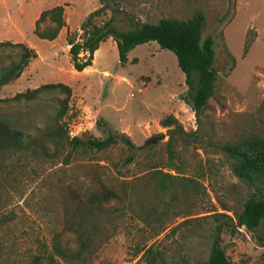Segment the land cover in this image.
Returning <instances> with one entry per match:
<instances>
[{
  "label": "rangeland",
  "instance_id": "374dc122",
  "mask_svg": "<svg viewBox=\"0 0 264 264\" xmlns=\"http://www.w3.org/2000/svg\"><path fill=\"white\" fill-rule=\"evenodd\" d=\"M38 1L39 6L52 2ZM80 5H87V2L77 1L69 11L72 29L83 20L84 8ZM35 6L32 0L24 4L20 27L27 39L36 43L41 54L39 65L44 67H33L28 79L36 76L30 83L32 86L60 81L70 87L68 111L62 118L67 130L78 132L81 137L102 138L104 133L95 126V120L104 115L113 131H118L116 127L121 123L129 125L133 135L128 137L136 146L160 134L153 140L155 153H162L161 145L166 139L165 129L157 123L164 116L173 115L184 131L193 132L184 148H176L181 155L175 164L183 174L197 177L205 186L206 195L190 207L191 212L196 213L192 215L196 217L194 233L193 229L182 227L163 242V247L166 263H177L180 256L188 264L205 261L211 241L212 217L203 216L212 213L231 216L223 208L237 209L253 192L231 174L223 155L213 145L232 137L239 114L253 111L264 94V0H145L134 6H117L121 10L114 13V25L122 30L130 27V21L156 23L164 17L184 18L195 9L204 13L207 24L201 37L210 36L213 40V68L217 80L213 97L197 120L181 100L186 88L173 53L149 41L133 47L126 55L125 64L119 65L115 46L106 40L100 44L91 65L76 73L64 51V42L50 43L33 34L29 19ZM109 14L106 10L95 22L99 23ZM52 55L56 56L51 61L59 68V77L49 76L53 71L47 57ZM9 59L8 50H0V67ZM23 90L22 86L10 82L0 87V98ZM45 103L50 104V101ZM12 107L15 106L9 108ZM145 120L148 122L139 131L138 124ZM192 138L198 140L192 141ZM126 154L123 146L116 145L103 155L109 168L105 170L108 182L117 178L115 169L124 175L136 172L132 165L123 166ZM76 158L72 156L67 163L61 157H42L24 168L8 166L0 173V215L6 221L0 233L4 229L9 232L5 238L3 236L9 250L7 262L24 257L27 249L34 245V237L39 245L47 246L50 232L60 229L64 195L69 190L81 189L88 182V164ZM204 210L211 212L201 213ZM217 218L228 222L221 215ZM180 220L177 217L174 222ZM225 228L221 226L219 240L230 264H264V224L254 232L243 227ZM147 238L148 232L140 223L125 217L114 235L99 247L87 264H147L137 253V247ZM66 240L70 245V238ZM150 242L149 238L145 243Z\"/></svg>",
  "mask_w": 264,
  "mask_h": 264
},
{
  "label": "trees",
  "instance_id": "16d2710c",
  "mask_svg": "<svg viewBox=\"0 0 264 264\" xmlns=\"http://www.w3.org/2000/svg\"><path fill=\"white\" fill-rule=\"evenodd\" d=\"M143 1L98 0L99 7L80 22V33L74 31L65 35L71 68L80 72L90 66L93 52L106 38L115 43L119 65L125 64L126 55L133 47L154 41L159 48L175 56L186 88L181 100L197 120L213 97L217 80L213 68V40L210 36L201 37L206 17L195 9L184 18L164 17L156 23L130 21V27L125 30L114 25V13L121 10L117 6H134ZM106 10L110 11L109 16L96 23V17L104 15ZM64 26L63 7L55 5L39 12L32 32L38 39L51 41ZM0 50H8L10 55L8 62L0 67L1 87L14 81L36 54L19 42L0 41ZM70 95L68 85L54 82L0 98V173L8 166L24 168L42 157H61L68 163L75 156L76 160L88 164V182L81 189L69 190L64 195L61 227L50 232L48 245H39L34 237V245L27 249L24 257L7 262L9 250L3 239L9 232L4 229L0 233V264H87L125 217L136 220L148 232L151 242L146 244L147 238L137 247L139 257L147 264H188L183 256L177 263H166L163 242L182 227L193 229L192 232L196 230L193 223L196 217H192L196 213H192L190 207L206 195L203 183L193 175L183 174L175 164L181 155L176 148H184L193 132L184 131L173 115L164 116L158 121L166 136L161 145L162 153H155L153 142L160 134L136 146L126 134L111 130L102 118L95 120V126L104 137H69L62 118L68 111ZM47 100L50 104L45 103ZM12 105L15 107L9 108ZM239 115L233 136L216 142L213 147L223 155L231 174L253 192L237 209L223 208L231 216L217 213L203 216L212 217L209 251L205 261L193 264H230L220 245L221 226L243 227L254 232L264 224V94L253 111ZM197 140L192 138V141ZM116 145L127 151L123 166L132 165L136 172L124 175L114 168L118 176L108 182L105 170L109 168L103 155ZM219 215L228 222L220 221ZM177 217L181 220L175 223ZM4 223L0 215V229ZM66 237L70 238V245Z\"/></svg>",
  "mask_w": 264,
  "mask_h": 264
},
{
  "label": "crops",
  "instance_id": "0c3cea01",
  "mask_svg": "<svg viewBox=\"0 0 264 264\" xmlns=\"http://www.w3.org/2000/svg\"><path fill=\"white\" fill-rule=\"evenodd\" d=\"M32 1L34 4H36L34 10L31 13L30 19H29V27L32 29H33V22L37 18L38 14L41 10L55 6V5H61L63 7V18L65 21V26L59 30L57 36L53 40L48 41L50 43H53L57 40H60L61 44H62V42L65 43L64 40H65V35L67 32H74V31L78 32L79 31L78 26L80 23H76L74 29L69 27V17H68L69 11L73 8L74 3H77V1L79 3H80V1L83 3L87 2V5H80L82 8H84V12L82 13V19L89 12H91L94 9L99 7L98 0H76V1L75 0H52V2L49 3V5H43L42 4L40 6H39L38 0H32ZM26 2H27V0H0V41H9L12 43H16V42L24 43L28 47H30L34 50L36 56L28 62V65L29 64L31 65L30 68L27 69L28 65L25 66L24 69L19 74V76L14 81H12V83L15 84V86L19 85V86H22L23 89H25V88L30 89V88L36 87V85H33V86L30 85V83L36 79V78L34 79V77H36V76H33V78L28 79L29 75L31 74V71L34 69L33 67L38 66L39 68H41L44 66L39 65V59H41V56H40L41 54H40V52L36 46V43L34 41H30L29 39H27L25 32H23L21 27H20V24L23 22L22 9H23L24 4ZM39 40H43V39H39ZM106 40L109 41L111 43V45L115 46V43L111 38H106L104 41H106ZM104 41L99 43L97 49L93 52V57H94L95 53L97 52L100 44H102ZM65 47H66V50H64V51H66V54H67L68 46L66 45V43H65ZM61 48L62 47L60 46V49ZM54 57H56V56L52 55L51 57H47V59L51 61V60H53ZM36 62H38V63L35 64ZM49 66H50L49 68L53 71L52 73L49 74V76H53V77L61 76L59 68L56 66V64H53V61H51V64H49ZM45 68H47V67H45ZM87 68L88 67L84 68L82 71L86 70ZM82 71H80V72L75 71V72L81 73ZM104 74L106 75V72H104ZM39 80H40V77H39ZM58 82H60V81H58ZM160 104L163 105V102H160ZM160 108H162V107H160ZM102 118L105 121L107 120V118L104 115ZM157 119L158 118H156L155 120H157ZM147 122L148 121L145 120V121L138 124L139 131L142 129L141 126H143ZM116 128L119 132H122V133L126 134L127 136L133 135V132H131L129 125L121 123L120 125H117ZM139 131L137 132L138 134H139Z\"/></svg>",
  "mask_w": 264,
  "mask_h": 264
},
{
  "label": "built area",
  "instance_id": "2783aa9c",
  "mask_svg": "<svg viewBox=\"0 0 264 264\" xmlns=\"http://www.w3.org/2000/svg\"><path fill=\"white\" fill-rule=\"evenodd\" d=\"M79 131V130H78ZM68 136L72 137V136H77L78 132H72L71 130H67Z\"/></svg>",
  "mask_w": 264,
  "mask_h": 264
}]
</instances>
